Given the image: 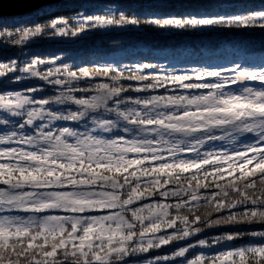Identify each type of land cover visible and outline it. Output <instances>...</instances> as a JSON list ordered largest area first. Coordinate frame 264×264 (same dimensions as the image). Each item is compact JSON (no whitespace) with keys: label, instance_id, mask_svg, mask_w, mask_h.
Returning a JSON list of instances; mask_svg holds the SVG:
<instances>
[{"label":"snow or ice","instance_id":"1","mask_svg":"<svg viewBox=\"0 0 264 264\" xmlns=\"http://www.w3.org/2000/svg\"><path fill=\"white\" fill-rule=\"evenodd\" d=\"M12 2L37 5L28 19L48 16L0 28L21 48L108 28L264 33V0L179 15L152 3L75 24L50 15L61 0ZM3 78L25 87L0 88V264H264V63L177 70L35 56L0 61Z\"/></svg>","mask_w":264,"mask_h":264},{"label":"trees","instance_id":"2","mask_svg":"<svg viewBox=\"0 0 264 264\" xmlns=\"http://www.w3.org/2000/svg\"><path fill=\"white\" fill-rule=\"evenodd\" d=\"M156 0H61L62 3L65 5H62V7H66L64 9L56 10L52 12L50 15L54 16H65L69 19V21H72V19H75L76 17L80 16V14L85 13L86 15L96 14L97 11H100V7H104L106 5H113L115 6V11H123L126 14H133V13H143V12H150L154 9H149L151 7L150 4L157 3ZM165 1L164 3L160 4H171L175 7L164 9L163 11L165 13L171 12L174 14H182V13H188L191 12L193 14L195 13H216V12H226V11H237L240 6H258L260 3V0H162ZM82 4V5H81ZM170 5V7H171ZM5 19H0V26L7 27L9 29L17 26H22L23 24H31L35 23L37 21H43L47 20L48 16H41V17H34L32 19H28L26 17V14L19 15V16H13V17H4ZM145 30V32L141 31H122V32H105L100 33L98 31H95L90 37L86 39L87 43H84L82 45H71V46H55V45H49L46 47H42V49L39 51L41 45H36V52L32 54H58L63 52H74L76 51V54L78 55L80 64L83 65H99L100 62L103 60H106L105 57H107L111 52L115 51H121L122 49L118 46V44H121L123 42L125 43H134V44H140V43H149L152 42L151 49L155 48V46H158L159 48L171 46L172 48H175L180 45L184 44H190L191 46H194L196 49L195 51H201L202 49L199 48L200 44L204 43V37L209 36L208 33L200 32L197 30H191L186 32H175L170 35H163L161 32L163 30H158L154 28H142ZM223 29V28H222ZM257 31H260L259 29H255ZM225 33L230 34H241L242 40H250V44H257L258 42L262 45L264 43V33L260 31V33H246L243 31H239L236 29H224L223 34ZM223 35V36H224ZM228 36V35H227ZM238 35H233V38ZM226 37V36H225ZM43 38H49V37H43ZM232 38V36L227 37ZM196 40V41H194ZM257 43H256V42ZM214 42V43H213ZM101 44L102 46H111V49L106 50H98L94 49L95 44ZM91 45V47H90ZM218 41H212L209 46H207V51L211 52L212 55H215V49H217ZM259 46L261 49H258L260 51L264 52V48ZM31 48V47H26ZM206 51V52H207ZM181 49H177L175 53H180ZM14 53L12 56L8 55ZM7 50L0 52V61H4L6 59L12 58L13 56H19L18 50L13 49V51ZM151 51H138L135 53L134 56H136V59H140L141 61L145 59L152 60L154 63V59L157 57L149 56ZM6 54V55H5ZM105 58V59H103ZM165 60H170L168 56L164 58ZM261 59H264L262 55L259 56V54L251 56V58L248 61H261ZM54 93V91H52ZM52 93V94H53ZM47 95H52L49 91L46 92ZM55 94V93H54ZM223 183V182H221ZM214 189H202L201 191H213ZM197 214L201 215L202 220L204 218H207L209 216L210 209L207 207H200L195 210ZM212 215H216L213 213ZM216 229H206V233H216ZM205 233H202L204 235ZM237 245L243 243L241 241L234 242Z\"/></svg>","mask_w":264,"mask_h":264},{"label":"rangeland","instance_id":"3","mask_svg":"<svg viewBox=\"0 0 264 264\" xmlns=\"http://www.w3.org/2000/svg\"><path fill=\"white\" fill-rule=\"evenodd\" d=\"M157 3H164L165 1L162 0H156ZM82 5V4H81ZM115 6L106 5L104 7H100V11L98 10L96 15H105L109 12H116ZM32 12V11H31ZM29 12V13H31ZM27 14V13H25ZM85 14V13H83ZM24 15V14H22ZM86 15V14H85ZM19 16V15H18ZM13 17V16H11ZM80 19V16L76 17L75 19H72L70 21L71 24H75ZM3 26H0L2 28ZM141 31L145 32L144 29H135V28H128V29H119V28H108V29H98V30H92L87 33L81 34L79 37H49L47 38H35L33 41H30L26 46L23 48L19 46H13L11 44H6L3 41H0V52L10 50L13 51V49L18 50L19 56H13L12 58H17L21 60H27L35 56L40 57H52L59 55L61 56L65 62L78 65L80 64L78 55L76 54V51L68 53H58V54H32L36 51V45L40 44L41 47L39 51L42 49V47H46L49 45H55V46H71V45H82L84 43H87L86 39L90 37L95 31H98L100 33L105 32H122V31ZM200 32L208 33L209 36L204 37V43L200 44L199 48H201V51H195V47L191 46V43L184 44L177 46L175 48H172L171 46H166L159 48L158 46H155V48L151 49L152 42L149 43H140V44H134V43H121L118 44V46L122 49L121 51H115L111 52L106 58V60H103L99 63V65H108L112 64L113 66H122L123 64H130V63H138L142 62L140 59H136L135 53L138 51H151L149 56L157 57L154 59V63H163L169 66H174L177 70H183V69H191L193 67L196 68H217L224 65H230L234 62H239L245 66L249 67H255L259 66L260 64L264 63V59H261V61H255L253 62L248 61L251 56L259 54L262 55L264 58V52L260 51L258 49H261L259 46L261 45L259 42L257 44H250V40L243 41L241 34H223L224 29L215 27V28H207L203 30H197ZM246 33H255L258 34L260 31L257 30H239ZM175 32H180L177 30H163L161 33L163 35H170ZM224 35V36H223ZM228 35V36H227ZM233 35H238L233 38ZM226 36V37H225ZM232 36V38H227ZM218 41V48L215 49V55H212L211 52L207 51V46L210 45L212 41ZM196 41V40H194ZM214 43V42H213ZM31 47V48H26ZM91 47V45H90ZM262 48H264V43L261 45ZM47 48V47H46ZM94 49L98 50H106L111 49V46H102L101 44H95ZM177 49H181L180 53H175ZM43 50V49H42ZM207 51V52H206ZM14 53L8 54L13 55ZM6 55V54H5ZM168 56L170 60H165L164 58ZM9 58V59H12ZM103 58V59H105ZM6 59V60H9ZM43 82L37 81V80H29L27 84H41ZM25 87V83L21 84H10L7 81V78H3L0 80V88L6 89V90H22ZM48 91L52 94L54 90L51 89V86H46ZM238 90V89H237ZM47 91V92H48ZM54 94V93H53ZM222 142H216V148L219 150L220 144ZM195 203V202H193Z\"/></svg>","mask_w":264,"mask_h":264},{"label":"water","instance_id":"4","mask_svg":"<svg viewBox=\"0 0 264 264\" xmlns=\"http://www.w3.org/2000/svg\"><path fill=\"white\" fill-rule=\"evenodd\" d=\"M2 4L3 17L18 16L33 11L37 7L36 4L28 2H12V0H0Z\"/></svg>","mask_w":264,"mask_h":264}]
</instances>
